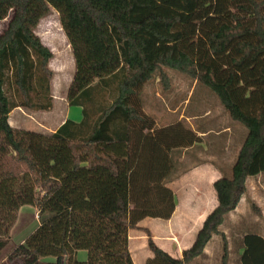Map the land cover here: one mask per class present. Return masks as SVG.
Segmentation results:
<instances>
[{
	"label": "trees",
	"instance_id": "16d2710c",
	"mask_svg": "<svg viewBox=\"0 0 264 264\" xmlns=\"http://www.w3.org/2000/svg\"><path fill=\"white\" fill-rule=\"evenodd\" d=\"M51 10L74 60L67 105L82 118L53 132L16 129L14 109L53 105V55L35 32ZM9 13L0 33V253L22 207L36 210L38 224L0 264H133L128 231L175 209L172 150L201 140L182 120L156 128L143 111V87L155 80L169 90L167 71L214 95L246 134L191 246L173 258L143 229L144 264H194L213 236L228 264L220 227L246 180L264 175V0H0V22ZM240 241V264H264L261 236Z\"/></svg>",
	"mask_w": 264,
	"mask_h": 264
},
{
	"label": "rangeland",
	"instance_id": "374dc122",
	"mask_svg": "<svg viewBox=\"0 0 264 264\" xmlns=\"http://www.w3.org/2000/svg\"><path fill=\"white\" fill-rule=\"evenodd\" d=\"M10 16L11 13L8 14L6 19L0 22V33L6 28ZM35 32L41 42L54 53V56L48 64L49 69L52 71L51 90L52 97L54 98L53 105L49 111L44 112L22 109L14 110L10 115L9 125L16 129L46 133L49 132L47 131L48 129L55 128L64 118L74 122L80 121L82 113L81 108L78 106L68 107L66 101L67 87L73 76L75 66L69 45L59 25L58 14L54 10H51L46 17L40 20ZM167 74L169 76V90L163 91L162 85L155 80L148 83L146 88H144V108H147L146 110L150 115L157 116L156 110L163 107V112L158 113V116L161 117V115H164L170 119L177 118L181 113L184 116L189 113L196 115L198 118L197 121L199 122L197 124L200 125V128H206L211 131L204 137L203 145L205 148H199L198 152L197 149L192 150L190 154H199L201 161L208 160L210 159L212 149L210 148L211 143L209 144L208 142L209 139L216 137L215 132L219 130V127L230 121L212 94H208L200 87H197L195 82L186 76L172 71H167ZM161 105L162 107H160ZM167 109L177 110L171 114V112H167ZM235 150L236 148H234ZM188 158L189 153L188 155H184L183 159L187 161ZM183 163L179 162L177 167L178 173L176 174L182 175L187 171L189 163ZM246 190L248 194L246 199L243 200V205L239 208L240 216L236 214L232 218L233 222L229 219L230 223H227V221L223 226V231L228 235L229 248L233 245V254L237 252L236 247H240V238L245 234H257L264 239V175L249 180ZM252 202L256 203V211L251 207L253 205ZM227 219L228 217L225 221ZM148 221L165 223L163 220L155 219H148ZM37 224L38 216L36 210L29 206L22 207L16 225L12 229L10 240L0 253V261L8 257L13 249L21 244L20 241L24 236L28 235ZM143 229L147 228L142 227L140 230L143 232ZM145 244L147 248V242ZM235 257V261L234 258H231V264H240L237 255ZM83 259H86V253L83 251L78 252L76 260L82 261ZM46 261L55 260L50 259ZM58 264H62V260Z\"/></svg>",
	"mask_w": 264,
	"mask_h": 264
},
{
	"label": "crops",
	"instance_id": "0c3cea01",
	"mask_svg": "<svg viewBox=\"0 0 264 264\" xmlns=\"http://www.w3.org/2000/svg\"><path fill=\"white\" fill-rule=\"evenodd\" d=\"M51 52L52 55L54 56L52 50ZM147 85L148 84H146L142 89L143 103L145 102L144 88H146ZM202 90L206 91L205 89ZM206 92L209 94L208 91ZM213 97L216 98L214 95ZM160 107H162V105ZM144 109L145 108L143 104V111L146 114H149V112L146 110L147 108L145 110ZM14 110H20V109L17 108ZM162 110L163 107L161 109L156 110L157 116L158 113L163 112ZM175 110L167 109V112L169 113L171 112V114H173ZM10 115H9V120H10ZM151 116L155 120L156 128L166 127L170 124L182 120L191 131H193L198 137L201 138V140L200 142H197L188 148L177 150L175 151V153H174V149L172 150L170 156L172 157L173 162H174V158H176V166L172 169L174 172L169 177V180L167 182V187L172 191L174 195L175 209L169 219L163 220L165 222L164 224L159 223V221H148V219L151 218H146L137 224L138 230L131 229L128 231V250L133 264H144V262L151 257V253L146 248V244H145L146 236L140 230L142 227L148 229L154 243L158 248H160L162 251L166 252L173 258H181L183 250L188 249L193 243L196 233L201 228L202 223L206 218V216L216 207L217 201L212 185L217 179L220 178V176L223 173H229L230 168L236 157V154L246 134V130L241 125L233 122L226 113V116L228 117L230 122H228L227 124H222L219 127V130L215 132L216 137L209 139L208 142L209 144L211 143L210 148H212L210 159L201 161L199 154L191 155L190 152L195 149H197L198 152L199 148L204 147L203 145V142L205 140L204 137H206L211 130H207L206 128L201 129L202 127L200 128V125L197 124L199 122L197 121L198 118L196 117V115L189 113L184 116L181 113L178 115L177 118L175 117L172 119L164 115H161V117L158 116V118L157 116L152 114ZM65 120L66 118L60 121L55 128L48 129L47 131L53 132ZM234 148H236L235 151ZM188 153H189V158L187 161H185V159H183L184 155H188ZM179 162L180 163L184 162L183 164H185V162L189 163L187 171L182 175L176 174L178 173L177 167L179 165ZM259 176L262 175H258L256 177ZM256 177L248 178L245 182V185L247 186L248 181ZM247 194L248 193L246 190L245 194L239 200L235 210L229 213L225 217V219L227 217L228 219L226 221L224 220L223 224L220 227V231L225 234L227 240H228V235L223 231V226L227 221H228L227 223H230L229 222L230 220L231 222H233L232 218L236 214H238L237 216H240L239 208L241 205H243L244 202L243 200L246 199ZM252 203L254 205L256 204L254 202ZM155 220H162V219H155ZM26 236H24V238L20 241L21 243L24 241ZM232 246L233 245H231L230 248L228 247L229 248L228 264H231V258L232 259L234 258L235 261L236 260L235 256L237 255L238 258V255L242 253V249H239L237 252L233 254ZM220 256H221L220 238L219 236H213L211 240L206 244L203 254L200 257L195 258L193 260V263L210 264L211 261H213L212 264H220ZM43 260L46 261L50 259L47 258ZM84 260L85 259H83L82 261Z\"/></svg>",
	"mask_w": 264,
	"mask_h": 264
},
{
	"label": "water",
	"instance_id": "95a60500",
	"mask_svg": "<svg viewBox=\"0 0 264 264\" xmlns=\"http://www.w3.org/2000/svg\"><path fill=\"white\" fill-rule=\"evenodd\" d=\"M62 264H65L64 262Z\"/></svg>",
	"mask_w": 264,
	"mask_h": 264
}]
</instances>
